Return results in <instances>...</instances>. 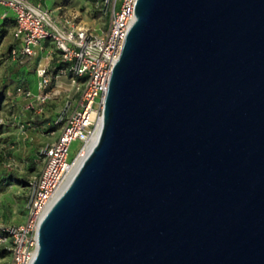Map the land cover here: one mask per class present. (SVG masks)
Returning a JSON list of instances; mask_svg holds the SVG:
<instances>
[{
  "label": "water",
  "instance_id": "95a60500",
  "mask_svg": "<svg viewBox=\"0 0 264 264\" xmlns=\"http://www.w3.org/2000/svg\"><path fill=\"white\" fill-rule=\"evenodd\" d=\"M31 264H264V0H136Z\"/></svg>",
  "mask_w": 264,
  "mask_h": 264
},
{
  "label": "built area",
  "instance_id": "2783aa9c",
  "mask_svg": "<svg viewBox=\"0 0 264 264\" xmlns=\"http://www.w3.org/2000/svg\"><path fill=\"white\" fill-rule=\"evenodd\" d=\"M135 3L136 0H105V8L111 12L107 29L102 35H96L83 27L60 29L51 12L32 0H0V31L6 18L13 20L11 59L32 58L42 42L50 41L64 62L60 74H68L69 85L78 94L75 101L65 100L54 122L61 124L55 142L39 152L43 166L39 175L29 182L23 222L0 228V248L7 252V260L4 261L5 256L0 257V264H31L37 249L38 226L69 182L77 156L69 160L71 143L79 141V152L100 131L111 70L134 21ZM7 10L13 12V17L8 16ZM35 73L40 102L60 93L47 89L52 82L48 64L37 65ZM54 86L60 87L56 81ZM17 91L29 96L28 91Z\"/></svg>",
  "mask_w": 264,
  "mask_h": 264
},
{
  "label": "rangeland",
  "instance_id": "374dc122",
  "mask_svg": "<svg viewBox=\"0 0 264 264\" xmlns=\"http://www.w3.org/2000/svg\"><path fill=\"white\" fill-rule=\"evenodd\" d=\"M65 2L72 10L80 13L75 19L76 25L96 35L105 33L111 13L109 8H105V0ZM7 13L9 17H13L12 11L7 10ZM13 44L11 27L8 26L0 37V85L12 82L9 83L5 98L0 102V228L23 222L29 194L28 182L39 175L43 166L38 153L44 146L55 142L61 124L55 125L54 122L65 100L78 98L74 88L70 87L67 76L59 72L60 66L64 67V62L60 52L50 41L45 42L41 51L32 58L8 60L7 53ZM52 62L54 68L51 67ZM39 64H48L52 82L47 89L51 93L54 90L60 92L45 102L37 99L38 78L35 69ZM56 75L59 80L64 77V84H60L59 88L54 86ZM16 87H21V91H28L29 96L16 91ZM79 145L78 140L71 143L69 160L77 155ZM13 172L20 176L16 182L11 181ZM6 260L5 256L4 261Z\"/></svg>",
  "mask_w": 264,
  "mask_h": 264
},
{
  "label": "crops",
  "instance_id": "0c3cea01",
  "mask_svg": "<svg viewBox=\"0 0 264 264\" xmlns=\"http://www.w3.org/2000/svg\"><path fill=\"white\" fill-rule=\"evenodd\" d=\"M32 2L39 3L43 8L48 9L60 29L70 30L79 27V25L75 24V19L77 16H80V13L72 10L70 5H68L65 0H32ZM45 42L48 41L42 42L37 48L36 53L41 51L42 47L45 46ZM51 67H55L54 62H52ZM63 75L67 76L68 78V74ZM60 79L63 81L59 80L58 78L55 80L57 85L64 84V77H61Z\"/></svg>",
  "mask_w": 264,
  "mask_h": 264
},
{
  "label": "trees",
  "instance_id": "16d2710c",
  "mask_svg": "<svg viewBox=\"0 0 264 264\" xmlns=\"http://www.w3.org/2000/svg\"><path fill=\"white\" fill-rule=\"evenodd\" d=\"M8 26L9 27H12L13 26V20L11 18H6V21L4 22L3 24V27L0 31V37L4 34V32L8 29ZM14 46V44L11 46L10 49H12V47ZM7 58L8 60H12L11 59V56H10V50L8 51L7 53ZM15 60H18V59H15ZM60 68H63V66H60ZM9 83H12V82H3L1 85H0V102L3 100V98H5L6 94H7V91H8V88H9ZM18 89H21V87H16V91ZM23 89V88H22ZM26 91V90H24ZM37 118V117H35ZM39 119H37L38 121ZM39 155V153H38ZM40 157V156H39ZM20 179V176L16 173V172H13V174L11 175V181H18ZM29 184V182H28ZM6 251L5 250H2L0 249V257H3L6 255Z\"/></svg>",
  "mask_w": 264,
  "mask_h": 264
},
{
  "label": "bare ground",
  "instance_id": "6f19581e",
  "mask_svg": "<svg viewBox=\"0 0 264 264\" xmlns=\"http://www.w3.org/2000/svg\"><path fill=\"white\" fill-rule=\"evenodd\" d=\"M98 134H95L90 143L86 146H84L77 154L74 163H73V167H72V171L69 177V180L71 179V177L73 176V174L75 173V171L77 170V168L79 167V165L81 164L82 160L85 158V156L87 155V153L89 152V150L91 149L92 145L95 143V141L97 140ZM64 189V188H63Z\"/></svg>",
  "mask_w": 264,
  "mask_h": 264
}]
</instances>
